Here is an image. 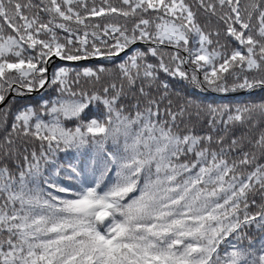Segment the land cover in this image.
I'll return each mask as SVG.
<instances>
[{"label":"snow or ice","instance_id":"snow-or-ice-1","mask_svg":"<svg viewBox=\"0 0 264 264\" xmlns=\"http://www.w3.org/2000/svg\"><path fill=\"white\" fill-rule=\"evenodd\" d=\"M0 264H264V0H0Z\"/></svg>","mask_w":264,"mask_h":264},{"label":"trees","instance_id":"trees-1","mask_svg":"<svg viewBox=\"0 0 264 264\" xmlns=\"http://www.w3.org/2000/svg\"><path fill=\"white\" fill-rule=\"evenodd\" d=\"M100 2V0H97V3H99ZM112 2H115V0H112Z\"/></svg>","mask_w":264,"mask_h":264}]
</instances>
